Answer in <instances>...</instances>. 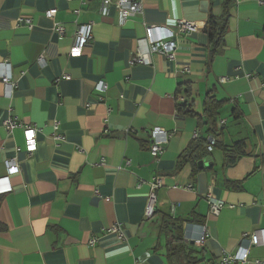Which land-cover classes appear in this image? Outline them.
Listing matches in <instances>:
<instances>
[{
  "label": "crops",
  "instance_id": "1",
  "mask_svg": "<svg viewBox=\"0 0 264 264\" xmlns=\"http://www.w3.org/2000/svg\"><path fill=\"white\" fill-rule=\"evenodd\" d=\"M102 1L0 0V264H169L158 213L186 219L183 242L204 257L195 264H217L254 231L260 244L249 260H264V0H233L209 65L204 27L223 0H141L124 20L114 6L102 15ZM179 21L192 29L177 32ZM83 24L92 38L72 56ZM149 26L155 36L172 32L174 57L148 52L149 63H131ZM208 92L222 102L218 139H244L247 155L223 167L212 149L210 165L194 170L178 165L181 152L213 136L204 116L177 104L202 114ZM9 120L17 125L8 129ZM24 126L35 129L32 152ZM154 127L169 135L158 158L149 152ZM8 160L18 172L7 174ZM151 193L158 213L147 216ZM209 194L224 202L217 215Z\"/></svg>",
  "mask_w": 264,
  "mask_h": 264
},
{
  "label": "built area",
  "instance_id": "2",
  "mask_svg": "<svg viewBox=\"0 0 264 264\" xmlns=\"http://www.w3.org/2000/svg\"><path fill=\"white\" fill-rule=\"evenodd\" d=\"M264 3V2H263ZM109 6H114L120 14L121 20L126 19L134 14L140 13L142 6L141 0H103L101 5V14L105 15L108 11ZM54 15V10H47L46 16L52 18ZM54 29L59 33H63V27L57 23H54ZM192 29V25L186 21H179L178 22V30L179 33H185ZM153 28L150 26L145 30V37L138 39L139 47L134 53L133 57L131 58V63H138V64H147L149 63L148 52H157L161 53L166 56L168 59H172L174 57L175 49H176V42L173 40L172 32H162L158 36L153 34ZM92 38V28L91 24H83L79 25L76 29L75 40L73 45L70 47L69 54L72 56L80 55L84 49V47L89 43ZM41 61V60H40ZM223 80V78H222ZM1 81L4 84L14 86V82L10 79L9 76L3 75L1 76ZM98 88L104 89L105 85L102 82H99L97 85ZM17 125L14 121L6 122V127L11 129ZM56 133L54 138L56 140L61 139V134L58 130V125L55 123L53 125ZM197 134L194 133V137ZM23 137L25 141V146L28 152H32L36 146L35 140V129L33 127L24 126L23 127ZM169 135L168 133L160 127H154L151 130V143L149 146V152L152 157L158 158L164 153L165 145L168 142ZM214 138H208V151H211L214 146ZM7 167V174H13L18 172V166L12 161L8 160L6 162ZM161 185V178L156 176L151 183L152 189ZM154 200L153 193L150 194V199L148 204L145 208V213L147 216H150L153 212L152 202ZM207 201L209 204V213L211 215H217L220 209L224 206V202L212 195L207 196ZM173 210V206H172ZM115 228V226L113 227ZM249 244L248 246H240L235 252H224L220 255L217 264H232L233 262H239L241 264H248L252 262V264H264V260L255 259L253 261L249 260V248L250 246L260 244V239L258 236V232H252L249 235ZM204 236L201 237L200 242L202 243Z\"/></svg>",
  "mask_w": 264,
  "mask_h": 264
},
{
  "label": "trees",
  "instance_id": "3",
  "mask_svg": "<svg viewBox=\"0 0 264 264\" xmlns=\"http://www.w3.org/2000/svg\"><path fill=\"white\" fill-rule=\"evenodd\" d=\"M233 0H223L222 8L223 12L220 16H214L209 14L204 32L207 35V64L209 65L216 54L224 46V36L227 32L228 19L230 17V9ZM188 89L185 90V93ZM202 114H195L193 109L187 108V104H177L179 112L190 115H198V119H202L201 125L206 126V133H210L214 137V149H218L223 156V167L232 166L243 156L247 155L245 151V140L238 139L231 143H224L222 139H218L222 136L223 127L216 126V121L219 118L220 109L222 108V102L216 100L208 92L204 97ZM232 112L235 114V108H232ZM237 117V114L235 115ZM208 139L206 136H200L194 138L187 147L181 152L178 160V165L181 163H190L194 170H199L197 163L207 155H211L212 152L207 149ZM230 182L229 180H227ZM158 212L153 211L152 216ZM158 229L159 233L165 238V257L169 264H195L202 260L204 257L200 251L190 248L183 242V225L185 220L179 218H173L169 214L158 213Z\"/></svg>",
  "mask_w": 264,
  "mask_h": 264
},
{
  "label": "water",
  "instance_id": "4",
  "mask_svg": "<svg viewBox=\"0 0 264 264\" xmlns=\"http://www.w3.org/2000/svg\"><path fill=\"white\" fill-rule=\"evenodd\" d=\"M199 167H203L204 165H210V157L207 156L203 160L198 162Z\"/></svg>",
  "mask_w": 264,
  "mask_h": 264
}]
</instances>
